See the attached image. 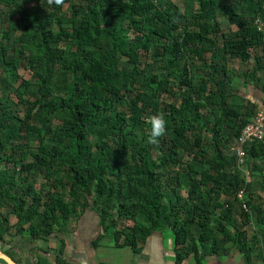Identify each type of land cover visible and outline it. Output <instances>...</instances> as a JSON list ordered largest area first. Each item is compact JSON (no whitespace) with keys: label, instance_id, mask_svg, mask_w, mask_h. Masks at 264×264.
I'll return each instance as SVG.
<instances>
[{"label":"trees","instance_id":"1","mask_svg":"<svg viewBox=\"0 0 264 264\" xmlns=\"http://www.w3.org/2000/svg\"><path fill=\"white\" fill-rule=\"evenodd\" d=\"M180 2L0 0V243L19 264L17 236L38 250L87 209L136 252L169 232L179 263L264 254V142L233 149L264 101V0Z\"/></svg>","mask_w":264,"mask_h":264},{"label":"crops","instance_id":"2","mask_svg":"<svg viewBox=\"0 0 264 264\" xmlns=\"http://www.w3.org/2000/svg\"><path fill=\"white\" fill-rule=\"evenodd\" d=\"M99 223L98 213L87 209L61 233L38 240L34 244L40 247L38 250H33V243L17 236L16 256L21 259V264H45L41 258L55 262L59 257L73 264H200L194 258L181 263L177 261L175 241L169 232H154L136 252L129 246L118 245L112 238L99 239L102 233ZM3 246L7 248L0 243L1 249ZM202 264L247 263L243 255L234 250L230 254L207 256ZM255 264H264V254L256 258Z\"/></svg>","mask_w":264,"mask_h":264},{"label":"built area","instance_id":"3","mask_svg":"<svg viewBox=\"0 0 264 264\" xmlns=\"http://www.w3.org/2000/svg\"><path fill=\"white\" fill-rule=\"evenodd\" d=\"M256 140L264 142V101L260 104L254 120L244 127L237 142L233 145L239 165L245 161L246 145Z\"/></svg>","mask_w":264,"mask_h":264},{"label":"clouds","instance_id":"4","mask_svg":"<svg viewBox=\"0 0 264 264\" xmlns=\"http://www.w3.org/2000/svg\"><path fill=\"white\" fill-rule=\"evenodd\" d=\"M49 3L61 5L62 0H49ZM146 123L150 126L148 129V142L157 144L159 138L162 137L167 131V121L163 113H155L147 118Z\"/></svg>","mask_w":264,"mask_h":264},{"label":"rangeland","instance_id":"5","mask_svg":"<svg viewBox=\"0 0 264 264\" xmlns=\"http://www.w3.org/2000/svg\"><path fill=\"white\" fill-rule=\"evenodd\" d=\"M177 1H181V0H177ZM181 3V2H180ZM235 67L236 68H239L240 67V64L237 62L235 64ZM244 91L247 92L249 95L253 96L254 98H258L260 99V96H259V92H257L256 90L253 89V87L251 86V88H244Z\"/></svg>","mask_w":264,"mask_h":264},{"label":"water","instance_id":"6","mask_svg":"<svg viewBox=\"0 0 264 264\" xmlns=\"http://www.w3.org/2000/svg\"><path fill=\"white\" fill-rule=\"evenodd\" d=\"M0 258H3L4 260H6L9 264H19L12 256L7 254L1 248H0Z\"/></svg>","mask_w":264,"mask_h":264}]
</instances>
